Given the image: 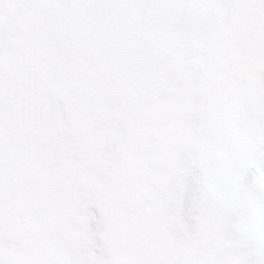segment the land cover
I'll use <instances>...</instances> for the list:
<instances>
[{
	"label": "snow or ice",
	"instance_id": "1",
	"mask_svg": "<svg viewBox=\"0 0 264 264\" xmlns=\"http://www.w3.org/2000/svg\"><path fill=\"white\" fill-rule=\"evenodd\" d=\"M0 264H264V0H0Z\"/></svg>",
	"mask_w": 264,
	"mask_h": 264
}]
</instances>
